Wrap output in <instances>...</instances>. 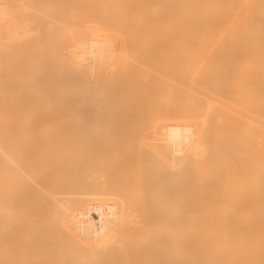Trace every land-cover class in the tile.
Masks as SVG:
<instances>
[{
	"label": "bare ground",
	"instance_id": "bare-ground-1",
	"mask_svg": "<svg viewBox=\"0 0 264 264\" xmlns=\"http://www.w3.org/2000/svg\"><path fill=\"white\" fill-rule=\"evenodd\" d=\"M36 2L48 8L57 0H49V6L46 0ZM84 2L82 8L76 3L82 9L74 13L78 18L72 16L74 8L59 25L61 35L56 32L55 44H48L52 52L42 42L25 46L26 50L37 47L27 54L38 55L33 61L38 67L48 58L44 65L48 76L44 69L34 70L40 79L43 75L51 81H43V86L38 79L30 86L32 77L27 78L23 65L26 74L19 70L21 78L25 75L28 82L23 77V84L22 79L18 83L17 77L9 75L16 78H12L15 86L21 83V90L12 85L20 97L6 87L11 79L0 81L6 84L0 86L2 96L16 98L17 103L9 102L12 111L16 108L15 117L2 113L10 109L3 103L8 105L12 99L0 104V123L9 125L0 124V264H264V0H117L116 12L110 8L109 16L116 13L113 20L105 17L104 23L110 24H103L107 30L100 25L99 32L96 23L94 29H86V23L78 27L76 21L82 16L105 19L101 6L95 7L101 12L97 9L91 16L96 2ZM28 8L26 0H0V40L7 47L13 44L18 49L34 35L21 15ZM40 45L47 53L39 50ZM9 50L4 54L11 55H2L5 64L14 66L9 58L21 49ZM20 55L29 65L30 59ZM199 84L206 89H199ZM225 91L228 104L220 99ZM225 108L239 116L229 120ZM100 111H110L107 118L103 115L106 123L112 120L117 129L135 132L122 135L126 130L121 134L108 122L109 131L114 128L119 138L109 131L106 139L99 133L94 138L103 140L100 145L111 143L113 137L112 144L120 143L113 146H134L168 177L171 190L152 193L146 210L135 209L131 199L118 191L104 194L110 197L82 200L76 196L101 193L66 191L67 178L61 174L65 160L50 150L82 147L91 140L85 145L82 140L90 137L83 130L68 134L74 127L66 120L69 127L64 128L63 116H101ZM154 113L160 122L166 119L164 124L156 119L158 127L162 125L157 129L156 124V130L149 119ZM123 114L131 115L125 119ZM45 115L56 117L48 120ZM134 116L139 125H153L141 127ZM218 117L223 123L213 121ZM130 120L133 130L128 129ZM35 122L41 127H31ZM78 123L75 128H80ZM104 125L96 127L102 130ZM144 125L154 131L139 137L147 132ZM129 209L158 224H119Z\"/></svg>",
	"mask_w": 264,
	"mask_h": 264
},
{
	"label": "rangeland",
	"instance_id": "rangeland-1",
	"mask_svg": "<svg viewBox=\"0 0 264 264\" xmlns=\"http://www.w3.org/2000/svg\"><path fill=\"white\" fill-rule=\"evenodd\" d=\"M26 1H28V5H29V8L28 9H26L25 11H23V12H21V15H22V17L23 18H25L30 24H31V26H32V29H33V32H34V35L30 38V39H28V41L26 42V43H24V44H20L21 46H17L18 47V49H21V52H20V54L21 53H24L26 56H27V58H28V60H29V65H26L25 64V59L22 61V59L24 58V55H23V57H22V59H20V57H21V55L18 53V51H17V53H16V51H15V53L16 54H14V56H12V58H14V60L12 59V58H9V60H10V62L12 63V61H13V63L15 64L14 66H12V65H10V63L7 65V64H5L6 63V61H4V60H6V58L4 57V55L6 56V55H9L10 53H8V54H4L5 53V51L4 50H9L10 48L9 47H11V49L14 51V50H18L17 48H16V45L15 46H13V44H11V43H9V44H11L10 46H8L7 47V44H6V42L4 41V39L1 41L0 40V42L2 43L3 41L5 42V44L4 43H0V51L1 50H3L1 53H0V72L2 73L3 72V74H1L0 73V81H1V79H3L4 81L5 80H7L8 79V81L11 79V82L10 83H12L11 85L10 84H7V86L6 87H8V85H9V87H10V89H8V90H11L10 92H11V95H13V96H16V97H20L21 96V93H18L17 92V90L16 89H18L17 87H20L21 85V83L17 86H15V81H12V78L13 77H10L11 76V74H13L12 76H15V77H17V82L19 83V81L23 78V77H25V75L21 78V76H22V74L25 72V71H22V65L24 66V69H26V73H27V78H31L30 80H31V82H29L30 83V86H33V82L32 81H34V85H36V82L38 81V79H40L39 77H37V75L36 74H38L37 73V71L39 70H43L44 69V73H45V75L46 76H48V74L45 72V70H47L46 69V67L47 66H44V65H46V59L45 58H47V57H43V56H41V57H43L44 58V60H42L41 62H42V65L44 66H41V64H40V67H38V63H34L33 61H34V57H37L33 52L31 53V55H29V54H27L28 52H31V51H28L27 52V50H32V51H34V48H35V50H36V46H32V48H27V50L25 49V46H29V44L31 45V44H40V42H42V45L43 44H45L44 45V47L46 46L47 48H49L48 49V51L51 49V52H52V47L50 46V45H48V44H55L54 42V40H55V38H56V35H57V33L56 32H58V30H60V28H59V25L61 24L62 25V22L63 23H65L64 21L65 20H67L66 19V17L71 13V12H73V10H74V8H76L75 10V12H73V14H72V16H74L75 17V15L76 14H74V13H76L77 12V8H79L78 6H76L77 4L76 3H79L78 5H80V7L82 6L83 7V5H82V3L85 1H82V0H79V1H77V0H57V2L55 3V2H53V1H55V0H52V6L50 5L49 6V0L47 1L46 0V2H48V8H46V6H45V4H44V6H42V5H39L38 3L39 2H36V0H26ZM42 1H44V0H42ZM61 2V3H59V2ZM73 1H75L74 3H75V6H74V4H72L73 3ZM89 1H91V2H96L95 4H93V7H94V10H95V7H100L101 6V8H102V13L104 12L105 14H102V16H103V19L106 17V18H108V16L109 15H111L112 14V11L110 10V8H115L116 7V4H117V0H114V2H113V0H99V1H101V2H98V0H86V2H84V3H87L88 4V2ZM40 2H41V0H40ZM81 2V3H80ZM104 2V3H103ZM106 2V3H105ZM90 3V2H89ZM102 5H101V4ZM108 3L111 5V4H113L114 6H112L111 5V7L110 6H108ZM58 6H57V5ZM91 4V3H90ZM98 4V6H96ZM39 5V6H38ZM54 5V6H53ZM103 5H104V7L105 6H108L109 7V9H104V7H103ZM92 6V5H91ZM81 7V8H82ZM85 7H87V5L85 6ZM88 7H90V6H88ZM93 7H91V9L90 8H88V9H90V10H88L87 9V11H91L92 10V8ZM81 8H79V10H82ZM101 8H96V10L94 11V10H92L91 12H93L92 14H90L91 16L93 15V14H95L96 13V11H97V9H98V11L99 12H101L99 9H101ZM107 8V7H106ZM45 9V10H44ZM84 9V8H83ZM44 10V11H43ZM107 12H106V11ZM108 10H110V11H108ZM115 12H116V8L115 9H113ZM85 10H83V12H84ZM87 11H85V14H86V12ZM83 12H81L80 14H82ZM58 13V14H57ZM107 13H108V15H107ZM85 14H83V15H85ZM88 14V13H87ZM101 14V13H100ZM100 14H96V15H98L97 17H99V15ZM113 14L115 15L116 13H114L113 12ZM77 15H78V13H77ZM105 15V16H104ZM114 15H113V17H114ZM71 15L69 16V17H71V18H73ZM101 16V17H102ZM112 16H109V19L107 20L106 18L104 19V20H102V18L100 19V18H98V20L100 19L101 21L99 22L97 19H95V16L94 17H88L87 15H86V18H84L83 16L81 17V18H79V21H76V20H73V23H75V21L76 22H78L77 24H79V26L78 27H84L85 26V23H86V26H85V28L87 27V28H92V29H94L93 27H94V25H95V23H96V30H97V32H99V30H102V29H105V30H107V28L105 27V25L107 26V25H109L110 24V22L107 24H105L104 22H106L105 20H107V21H110V19H112L113 18ZM116 17V16H115ZM69 19V20H72V19ZM75 18H78V16L77 17H75ZM75 18H73V19H75ZM84 18V19H83ZM92 18H94V20H92ZM85 19H87V20H85ZM68 20V23L70 22ZM113 20V19H112ZM94 21H97V22H94ZM89 22V23H88ZM92 22V23H91ZM102 22V23H101ZM67 23V24H68ZM80 23L81 24H83V25H80ZM87 23H88V25H87ZM97 23H98V25H97ZM93 24V25H92ZM103 24H105V25H103ZM112 24H113V21H112ZM111 24V25H112ZM73 25H75V24H73ZM103 27L102 29H100V27L101 26ZM93 26V27H92ZM98 26V27H97ZM100 26V27H99ZM75 27H77V25L75 26ZM105 27V28H104ZM85 28H83V29H85ZM86 28V29H87ZM86 29H85V31H86ZM111 30H113L112 29V27L110 28ZM80 30V29H79ZM83 31V30H82ZM88 31V30H87ZM91 31V30H90ZM60 32V31H59ZM59 32H58V34H59ZM108 32H111V31H108ZM113 32V31H112ZM88 33V32H87ZM86 33V34H87ZM90 33V32H89ZM93 33H95V31L93 32ZM59 35H61V32H60V34ZM58 35V36H59ZM52 37V38H51ZM59 39H60V37H59ZM42 40V41H41ZM8 43V42H7ZM19 45V44H18ZM24 45V46H23ZM42 45H40V48H39V46H38V48H39V50H41L42 52H43V47H42ZM56 45H57V43H56ZM55 47V46H54ZM56 48V47H55ZM11 49L9 50V51H11ZM46 49V48H45ZM44 49V52H46V50ZM38 50V49H37ZM7 52V51H6ZM26 52V53H25ZM41 52V53H42ZM43 52V53H44ZM41 53H37V54H40L41 55ZM47 53V52H46ZM45 53V54H46ZM49 53V52H48ZM2 54H4V55H2ZM13 54V53H12ZM53 54H54V52H53ZM53 54H51V56H53ZM11 55V54H10ZM16 55V56H15ZM18 55H20V57H17ZM29 56V57H28ZM44 56H46V55H44ZM50 56V55H49ZM3 57V58H2ZM7 57V56H6ZM8 57H10V56H8ZM40 57V58H41ZM18 58V59H17ZM26 58V57H25ZM26 58V59H27ZM37 58H39V57H37ZM43 58H41V59H43ZM53 58V57H52ZM52 58H51V60H52ZM12 59V60H11ZM31 59H32V61H31ZM3 60V61H2ZM47 60H48V58H47ZM31 61V62H30ZM35 61H39L40 62V59L39 60H36L35 59ZM46 61V62H45ZM18 62H20V64H21V68L19 69V66L20 65H18ZM50 62V61H49ZM27 63V62H26ZM31 63H33L34 64V66L33 67H30V65H32ZM45 63V64H44ZM36 64H38V65H36ZM48 64V66L50 65V67H52L51 66V64H49V63H47ZM8 66V67H7ZM53 67H54V65H53ZM29 68V69H28ZM33 68V69H32ZM34 68H36V69H38V70H34ZM42 68V69H41ZM49 68V67H48ZM55 69V68H54ZM19 70H21L23 73L21 74L20 73V71ZM49 70H51V69H49ZM7 71H11L12 73H10V72H8L7 73ZM30 71V76H29V72ZM53 71V70H52ZM51 71V72H52ZM14 72V73H13ZM42 73H43V71H41ZM126 72V71H125ZM5 73V74H4ZM26 73H24V74H26ZM41 73V74H42ZM43 73V74H44ZM48 73H50V72H48ZM128 73V72H127ZM126 73V74H127ZM7 74V75H6ZM19 74V75H18ZM32 74V75H31ZM41 74H40V76H41ZM50 74H52V76L50 75ZM49 75L51 76V77H53V74H54V72H52V73H50ZM10 75V76H9ZM33 75H36V76H33ZM39 76V75H38ZM44 77L43 75L41 76L42 78L40 79V82L42 83V85L44 86V84H43V81L44 82H46L48 79H46L45 80V78H48V77ZM127 76H128V74H127ZM14 77V78H15ZM35 77H37V79L35 78ZM123 77V76H122ZM13 78V79H14ZM26 78V77H25ZM24 78V79H25ZM25 79V81H27L28 82V79ZM16 79V78H15ZM33 79V80H32ZM53 78H50L49 80L51 81ZM70 79V78H69ZM48 80V81H49ZM123 80V79H122ZM36 81V82H35ZM7 82V81H6ZM39 82V81H38ZM37 82V83H38ZM28 83V84H29ZM31 83H32V85H31ZM139 83L140 82H138V84L136 83L135 85H139ZM3 84H4V82H3ZM22 84H23V79H22ZM6 85V84H5ZM5 85H3V86H5ZM12 85H14V88L16 87V89L14 90V89H12ZM134 85V84H133ZM134 85V86H135ZM141 85V84H140ZM143 85V84H142ZM1 87H3L2 86V84L0 85ZM137 86H135V87H137ZM0 87V89H2ZM131 87H133V86H131ZM199 89H206L205 87L206 86H204V85H198L197 86ZM5 88V87H4ZM3 88V89H4ZM20 90H21V87L19 88ZM18 89V90H19ZM12 90H14V91H12ZM1 90H0V97L2 96V94H1ZM4 92H7L8 93V95H10V93L8 92V91H4ZM144 93V92H143ZM143 93H141L142 95H143ZM5 94V93H4ZM33 94V93H32ZM123 94V93H122ZM133 94V93H132ZM137 94V93H136ZM135 94V95H136ZM222 94H223V96L222 97H220V99L221 100H223L226 104H228V102H229V100L226 98L227 97V94L228 93H226V91L225 92H222ZM6 95V94H5ZM139 95V94H138ZM147 95V94H146ZM4 96V95H3ZM2 96V99H3V101L0 103L1 104V106H2V103L4 102V99H6L5 101H8L7 99H12L11 97H9L8 98V96L6 97V96H4L3 97ZM140 96V95H139ZM144 96H145V93H144ZM200 96V95H199ZM226 96V97H225ZM142 97V96H141ZM200 97H202V96H200ZM9 99V100H10ZM17 100H18V98H17ZM1 101V100H0ZM15 101V103H16V98H14V100L12 99L11 101H8L7 103H8V105H6V103H3L4 105H5V107L6 106H10L9 105V102H11V104L13 103ZM18 101H20V100H18ZM142 101H143V99H142ZM14 104V103H13ZM17 104V103H16ZM19 104H20V102H19ZM0 106V107H1ZM10 109H6V110H3V108H1L2 110V113L4 114L3 116H5V114L7 113V114H12V116H13V114L14 115H16V108H13V111H12V109H11V106L9 107ZM5 109V108H4ZM0 111V112H1ZM26 110H24V112H25ZM129 111V110H128ZM127 111V112H128ZM133 111V110H132ZM170 111H171V109H170ZM225 111H226V116H227V118L230 120V119H233V120H235L238 116H239V113L238 112H236V111H232L231 109H227V108H225ZM21 112V109H19V112L17 111V113H20ZM101 112V116H100V114H96L95 116H88V115H86L85 114V116H84V114H81V116H79V115H73V114H70V115H67V117L65 118V116H63V118L65 119V121H64V124L62 125L60 122V124L64 127V125H65V127H69V125H70V127L71 128H73V129H71L72 130V132H70L71 130H69V132H67L66 130V132L69 134L70 133V135H72V133H77L78 131H80L81 130V132H82V130L84 131L83 133H84V135L86 136V137H90L89 139L88 138H86V140H82V141H84V143H85V145H86V142L87 143H89L90 142V140H91V142H90V144L89 145H86V146H82V147H71V148H66V149H64V148H61V149H53V150H50V154L52 155V154H54V153H60L61 154V156L59 157L60 158V160H65L64 161V163H63V168H64V170L63 171H61V174H63V175H65V177L67 178V182H68V189H66V191H70V192H76V191H82V193L83 192H85V193H97V192H99V193H101V195L99 196V195H96V194H91V195H77L76 197H78V198H81V200L82 199H98V198H103V197H110V196H105L104 194H108V193H113V192H116V191H118V192H121L123 195H124V197H126V198H130L131 199V202H133L134 203V205L136 206L135 207V209H139V210H146V209H148V208H150V204L148 203V200L150 199V195L152 194V193H155V192H158V190H160V191H164V192H167V190H171V188H170V185H167V180H168V177H166L165 176V174L163 173V172H161V171H156V169H154L153 168V166L150 164V161H148L142 154H140L139 152H138V150H136V149H133L134 148V146L132 147V148H128V147H125L126 146V144L125 145H122L123 147H116V146H113V144L116 142V145L117 146H119V144H117L118 142L117 141H115L113 144H112V142H113V140H114V138L113 137H117V136H114V134H118V132H115V130H114V128H116L115 127V125L113 124V122H111L112 120H110V121H108V122H111V124L112 125H114V128H111V130L112 131H109V128L110 127H108V122L106 123L105 121H107L108 119H106L107 118V114H109L110 113V111L107 113V114H105V113H103V112H105V111H100ZM117 112V111H116ZM124 112V111H123ZM122 112V113H123ZM134 112V111H133ZM140 112V111H139ZM139 112H137V113H139ZM144 112H147V111H145L144 110ZM72 113V112H71ZM98 113V112H97ZM114 113V112H113ZM119 113V112H118ZM118 113H115L116 114V117H118ZM125 114H126V112H124ZM129 113H130V111H129ZM142 113V112H141ZM149 113V112H148ZM151 113V115H152V112H150ZM156 113H158V112H156ZM156 113H154L153 114V117H149V119H150V121L153 119V120H155V122H153V120L151 121L153 124H154V127L153 128H155V126H156V119L158 118L159 119V117H157V115L159 116V114H156ZM105 114V116L104 117H106V118H104L103 117V115ZM114 114V115H115ZM120 114V113H119ZM125 114H123L124 116H125V119H126V117H129V116H126ZM128 114V113H127ZM133 114V113H132ZM136 114V112L134 113V115ZM156 114V115H155ZM107 115V116H106ZM111 115H113V114H110V116ZM137 115V114H136ZM141 115H144V114H141ZM146 115V114H145ZM144 115V116H145ZM150 114L148 115L147 114V117L148 116H151ZM155 115V116H154ZM161 115V114H160ZM162 115H163V113H162ZM9 116H11V115H9ZM21 116V115H20ZM70 116H74V117H72V119H71V117ZM79 118H78V117ZM98 116H100V117H102V118H100V117H98ZM143 116V117H144ZM2 117V116H1ZM1 117H0V120H1ZM6 117V116H5ZM13 117H15V116H13ZM16 117H18V114H17V116ZM22 118H23V116H21ZM38 117V116H37ZM36 116H35V118H37ZM42 117V116H41ZM40 116L38 117V118H41ZM45 117H46V115H45ZM44 117V118H45ZM50 117H52V116H48V117H46V119H48V120H50V119H52L53 117H56V116H53L52 118H50ZM60 118H61V116H59ZM83 117H85V119H81V118ZM92 119V123H91V120L89 119ZM97 117H98V119H97ZM113 118L115 117V116H112ZM120 117V116H119ZM119 117L117 118V119H119ZM135 117V116H134ZM156 117V118H155ZM163 117V116H162ZM165 117V116H164ZM163 117V119L161 120V122L163 121V123L162 124H164L165 123V121H166V119ZM10 118L11 117H9V120H10ZM22 118H20V119H22ZM57 118H58V116H57ZM95 118L97 119V121L99 120V118H100V120L101 121H96L95 120ZM110 118V117H109ZM112 118V119H113ZM122 118H123V120H124V117L122 116ZM130 118H132V117H130ZM136 118H137V116L135 117V120H136ZM141 118V117H140ZM152 118V119H151ZM155 118V119H154ZM5 119V118H4ZM11 119H13V118H11ZM19 119V118H18ZM17 119V120H18ZM19 119V120H20ZM62 119V118H61ZM75 119H78V120H76L75 121ZM81 119V120H80ZM86 119H89L90 120V123L86 120ZM138 119H139V116H138ZM148 119V120H149ZM157 119V120H158ZM165 119V120H164ZM2 120H3V118H2ZM1 120V121H2ZM7 120H8V118H7ZM14 120V119H13ZM47 120V121H48ZM63 120V119H62ZM66 120H67V122H68V120L70 121V122H68L69 123V125H68V123L66 122ZM72 120V121H71ZM80 120V121H79ZM102 120H103V122H102ZM120 120V119H119ZM122 120V119H121ZM142 120V122H143V119H141ZM146 119H144V121H145ZM15 121V120H14ZM73 121H74V123H73ZM78 121L81 123V121L84 123L83 125H84V128H83V125H82V123L80 124V123H78ZM87 121V122H86ZM118 121V120H117ZM132 120H130V121H126L127 122V124H128V127L129 126H131V128H128L129 130L130 129H132V122H131ZM137 121V120H136ZM135 121V122H136ZM139 121V120H138ZM137 121V124L139 125V123L140 122H138ZM147 121V120H146ZM159 121V120H158ZM213 121H215L216 123H223V121H222V119L221 118H216V119H214ZM9 122V121H8ZM61 122H63V121H61ZM75 122H77L78 124V127H80V128H75V127H77V126H75L76 124H75ZM100 122V123H99ZM115 122H116V119H115ZM120 122V121H119ZM118 122V123H119ZM123 122V121H122ZM126 122L124 121V123L125 124H123V125H127L126 124ZM151 122H149V125H148V123L146 122V123H143V124H146L147 126L146 127H150V124H152ZM160 122V121H159ZM159 122H158V124H159ZM160 122V123H161ZM2 123V122H1ZM0 123V124H1ZM6 124H7V122H5ZM18 123V122H17ZM19 123H20V121H19ZM39 122H35V124H36V126H31V127H33V128H38L39 126L41 127V125L40 124H38ZM41 123V122H40ZM44 123V122H43ZM56 123V122H55ZM55 123H51L50 122V124H51V126H52V124H55ZM58 123V122H57ZM97 123H99L98 125H96ZM105 123V125L104 126H102L103 128L105 127V128H107L108 127V129H106V130H104L103 128H102V130H100L101 129V127H100V129L98 128V127H96V126H100V124H104ZM3 124V123H2ZM6 124H3V126L5 125V127L6 126H9V125H6ZM16 124V123H15ZM14 124V125H15ZM21 124V123H20ZM60 124H55V126H61ZM89 124V125H88ZM94 125L95 126V128L97 129H95L94 128V126H92V125ZM107 124V125H106ZM137 124H135V125H137ZM143 124H140L139 126H143ZM152 124V125H153ZM158 124H157V129L158 128H160V126H162V125H160L159 127H158ZM13 125V124H12ZM44 125V124H43ZM81 125V126H80ZM109 125H110V123H109ZM116 125H118V124H116ZM133 125H134V122H133ZM135 125H134V127H135ZM18 126V125H17ZM20 126V125H19ZM22 126V125H21ZM50 126V125H49ZM88 126V127H87ZM118 126H120V125H118ZM138 126V127H139ZM141 126V127H142ZM0 127H1V125H0ZM47 127V126H46ZM64 127V128H65ZM67 127V128H68ZM89 129L90 127H92L93 129H94V131L93 130H91L92 128H90L89 130L90 131H93L94 133L92 134V132L90 133L89 132V130L87 129V128ZM133 127V128H134ZM144 127H145V125H144ZM145 127V129H146V131L148 130L147 128ZM4 128V127H3ZM10 128H11V125H10ZM17 128H19V127H15V129H17ZM60 128H62V127H60ZM126 128H127V126H126ZM152 127L149 129V131H147L146 133H145V131H143L144 133H142L140 136H139V134H137V136H139V137H144V136H147V135H149L148 134V132L150 133V132H153L154 131V129H153ZM156 128H155V130H156ZM222 128L223 129H225V128H227L225 125H223L222 126ZM7 129H9V128H7ZM12 129H14V126H13V128ZM14 129V130H15ZM70 129V128H69ZM75 129H78V130H76V132H74L73 130H75ZM85 129L86 130H88L87 131V134L85 133ZM117 129V128H116ZM122 130L124 129V128H121ZM136 129L138 130V128L136 127ZM142 129V128H141ZM140 129V131H142ZM144 129V128H143ZM151 129H153V130H151ZM117 130H119V128L117 129ZM122 130H119V132L122 134L123 133V131L124 130H126V129H124L123 131ZM133 130V129H132ZM131 130V131H132ZM96 131V132H95ZM97 131H98V133H97ZM101 131V132H100ZM107 131H109V132H111L112 133V141H111V143H109V140L107 141V145H100V140H102V139H99L98 137H96V138H94V136H97V134L99 135V133L100 134H102L100 137L102 138V137H104L105 138V136H107V135H109V134H107L108 132ZM136 131V130H135ZM139 131V133H141ZM11 132H12V134H11ZM9 134L10 135H13V133H15L14 131H11ZM56 132V131H55ZM55 132H53L54 134H56ZM66 132H64L63 131V134H65ZM103 132V133H102ZM105 132V133H104ZM115 132V133H114ZM126 132V134L125 133H123L122 135H130V134H133V133H135L134 131H133V133L132 132H130V131H125ZM138 132V131H137ZM17 133V132H16ZM16 133H15V135H16ZM61 134V131H59L58 132V130H57V134ZM90 133V134H89ZM30 134V133H29ZM62 134V135H63ZM78 134V133H77ZM79 134H80V132H79ZM89 134V136H87ZM104 134V135H103ZM107 134V135H106ZM143 134H145V135H143ZM147 134V135H146ZM150 134H152V133H150ZM65 135H67V134H65ZM69 135V136H70ZM73 135H76V134H73ZM81 135V134H80ZM83 135V134H82ZM111 135V134H110ZM61 136V135H60ZM79 136V135H78ZM119 136V135H118ZM125 136H123V137H125ZM135 137H136V135H134ZM66 137H68V136H66ZM92 137V138H91ZM109 137H111V136H109ZM108 137V138H109ZM122 137V136H121ZM128 137V136H127ZM129 137H131V139L133 138L132 136H129ZM129 137L127 138V139H129ZM62 138H65V136L63 137L62 136ZM93 138H94V141H92L93 140ZM107 138V137H106ZM105 138V139H106ZM117 138H119V137H117ZM126 139V142L128 141ZM88 140V141H87ZM97 140H98V143H97ZM115 140H117V139H115ZM122 140V139H121ZM120 139H119V142L121 141ZM63 141H65V140H63ZM62 141V142H63ZM81 141V142H82ZM106 141V140H105ZM125 141V140H124ZM94 142H96L95 144H93L92 145V143H94ZM83 143V144H84ZM101 143H103V140L101 141ZM105 143V142H104ZM125 143V142H124ZM128 143H129V141H128ZM127 143V144H128ZM108 144H111L110 146H108ZM121 144H123L122 142H121ZM131 144V143H130ZM130 146V145H129ZM131 147V146H130ZM63 162V161H62ZM66 165H67V168H66ZM167 178V179H166ZM129 196V197H128ZM133 206V205H132ZM128 213H130V214H128ZM138 221V222H137ZM119 224H158L157 222H149V221H147V220H142V217H141V213L140 212H138L137 210H131V209H129V212H127L126 214H124L122 217H121V220H120V223ZM161 224V223H160Z\"/></svg>",
	"mask_w": 264,
	"mask_h": 264
}]
</instances>
